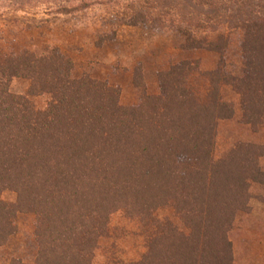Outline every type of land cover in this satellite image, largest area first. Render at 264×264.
Returning <instances> with one entry per match:
<instances>
[{
	"label": "trees",
	"instance_id": "16d2710c",
	"mask_svg": "<svg viewBox=\"0 0 264 264\" xmlns=\"http://www.w3.org/2000/svg\"><path fill=\"white\" fill-rule=\"evenodd\" d=\"M104 7L119 26L174 32L183 50L219 56L215 70L182 62L158 75L148 96L137 70L140 103L88 77L55 47L7 55L0 48V247L19 214L35 218L31 264H232L228 233L247 211L252 184H263L262 147L237 143L215 159L218 124L234 117L222 98L239 97L241 121L264 125V0H0V26L17 14L80 15ZM240 32L242 68L226 71L230 36ZM115 34L101 37L113 40ZM26 82L12 94V80ZM45 97L43 109L34 100ZM12 193L14 202L1 200ZM136 223L145 237L139 259L106 252L111 217ZM7 264H24L11 260Z\"/></svg>",
	"mask_w": 264,
	"mask_h": 264
},
{
	"label": "rangeland",
	"instance_id": "374dc122",
	"mask_svg": "<svg viewBox=\"0 0 264 264\" xmlns=\"http://www.w3.org/2000/svg\"><path fill=\"white\" fill-rule=\"evenodd\" d=\"M115 34L113 40L102 42L101 37ZM240 32L230 36L224 55L226 71L239 75L242 68L239 45ZM182 39L174 33L150 26H119L112 12L97 7L80 15L53 16L17 14L9 17L0 26V48L7 55L24 50L39 52L43 47H55L73 64L72 78L88 77L106 83L119 92L122 107H136L140 103V91L134 85L138 70L148 96L159 95L158 75L182 62L197 64L202 72L213 71L219 56L205 50H183ZM27 83L14 79L9 90L15 95H24ZM222 98L234 107V117L218 124L215 159H221L237 143H251L264 150V125L252 129L241 121L239 97L230 87L222 88ZM47 99L34 100L37 108L43 109ZM264 173V157L260 160ZM251 200L247 211L239 212L228 233L232 249V264H264V183L252 184ZM1 200L14 202L12 193L5 192ZM111 238L106 252L115 253L123 262L139 259L144 252L145 237L136 223L129 222L121 213L111 217ZM15 233L0 247V264L11 260L24 264L33 263L37 245L34 238L35 218L32 214H19L15 219ZM114 246V250L110 248ZM112 250V251H111ZM104 248L95 254L93 263L104 264Z\"/></svg>",
	"mask_w": 264,
	"mask_h": 264
}]
</instances>
